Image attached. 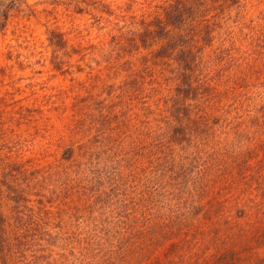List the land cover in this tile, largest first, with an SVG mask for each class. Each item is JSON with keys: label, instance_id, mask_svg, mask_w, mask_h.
<instances>
[{"label": "rangeland", "instance_id": "rangeland-1", "mask_svg": "<svg viewBox=\"0 0 264 264\" xmlns=\"http://www.w3.org/2000/svg\"><path fill=\"white\" fill-rule=\"evenodd\" d=\"M2 1L11 7V18L0 34V212L11 224L8 186L15 163L29 166L33 176L40 177L42 193L52 202L54 221L48 222L49 226L72 231L122 226L120 201L113 205L108 198L103 200L106 203L93 198L89 205L67 190H55L54 176L47 178L46 173L65 161L68 154L70 141L61 137L63 116L66 121L78 98L94 100L87 111L99 114L115 86L120 88L121 107L123 87L133 81L130 68L139 64L141 54L151 59L165 43L188 45L193 41L181 38L178 29L158 37L156 17L164 16L174 0ZM200 1L206 6L212 4L205 20H211L215 30L212 37L198 39L200 76L210 85L203 96L230 100L234 110L229 128L193 134L191 142L187 139L185 147L176 151L188 163L199 146L198 168L229 173L221 185L232 186L227 192L259 195L264 200V0ZM59 32L68 40V49L76 52L71 57L53 44ZM119 41L120 64L108 67L92 61L88 66L82 61L84 53L89 60H98L101 47L115 49ZM156 62L153 66L159 65L165 72L163 82L168 94H173L178 64L175 60ZM219 81L221 85H217ZM197 195L207 196L194 182L180 186L173 182L168 197L154 200L157 218L162 210L170 217L194 213L190 199L195 200ZM250 213L248 237L229 243L222 235L232 218L226 216L219 224L216 214L203 210L196 230L187 227L180 237L161 243L148 264H264V208L260 213ZM211 219L215 224H210ZM68 242H57L53 264L72 263L76 250ZM226 245L237 258L229 263L220 254ZM118 256L120 259L109 264H123ZM106 259L102 255L97 264H105Z\"/></svg>", "mask_w": 264, "mask_h": 264}, {"label": "trees", "instance_id": "trees-1", "mask_svg": "<svg viewBox=\"0 0 264 264\" xmlns=\"http://www.w3.org/2000/svg\"><path fill=\"white\" fill-rule=\"evenodd\" d=\"M172 3L164 16L156 17L158 37H165L170 29H178L181 38L186 36L193 41L188 45L165 43L151 59L141 54L139 64L130 68L133 81L123 87L121 107L120 88L115 86L99 114L90 115L87 111L94 100L78 98L66 121L63 116L61 137L70 141L68 154L65 161L46 173L47 178L54 176L55 190H67L89 205L93 198L102 199L103 203L108 198L113 205L120 201L122 226L104 231L49 226L48 222L54 221L52 202L42 193L40 177L33 176L29 166L13 163V180L8 186L11 224L0 212V264H53L57 260L53 255L57 254L55 247L61 240L69 241L76 250L71 264H97L102 255L107 258L105 264L120 259L118 255L123 264H148L161 243L180 237L187 227L196 230L203 210L216 214L219 224H223L226 216L232 218L228 231L222 235L229 243L248 237L250 212L260 213L264 200L259 195L227 192L232 186L221 185L229 173L216 174L212 168H198L195 162L199 146L188 163L176 151L185 147L187 139L191 142L193 134L229 128L234 102L203 96L209 84L200 76L198 39L212 37L215 31L213 22L205 20V12L212 4L206 6L200 0ZM10 18L11 7L0 0V34ZM57 35L55 46L70 57L76 53L68 49L63 33ZM142 43L145 46L146 39ZM88 56L83 54L85 65L91 66L95 61L99 65L116 66L120 64V41L115 49L101 47L98 60L95 57L89 60ZM56 58L62 61L57 54ZM164 60H175L178 64L175 73L178 82L173 94H168L163 82L165 72L159 65L153 66L156 61ZM128 108L130 112L121 115ZM173 182L179 186L194 182L207 196L190 199L193 201L190 208L196 209L194 213L170 217L162 210L157 218L154 200L168 197ZM44 213L47 216L42 217ZM210 224L215 222L211 219ZM226 246L220 254L229 263L237 258L235 251Z\"/></svg>", "mask_w": 264, "mask_h": 264}]
</instances>
